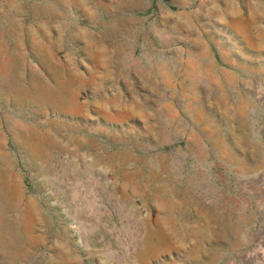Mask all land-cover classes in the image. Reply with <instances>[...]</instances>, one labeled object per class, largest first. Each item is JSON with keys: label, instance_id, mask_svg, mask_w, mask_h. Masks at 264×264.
<instances>
[{"label": "rangeland", "instance_id": "obj_1", "mask_svg": "<svg viewBox=\"0 0 264 264\" xmlns=\"http://www.w3.org/2000/svg\"><path fill=\"white\" fill-rule=\"evenodd\" d=\"M0 264H264V0H0Z\"/></svg>", "mask_w": 264, "mask_h": 264}]
</instances>
